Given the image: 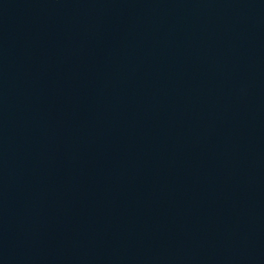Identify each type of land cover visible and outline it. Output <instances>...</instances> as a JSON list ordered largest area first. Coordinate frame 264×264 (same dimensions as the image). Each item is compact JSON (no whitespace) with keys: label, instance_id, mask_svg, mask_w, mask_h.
<instances>
[{"label":"water","instance_id":"1","mask_svg":"<svg viewBox=\"0 0 264 264\" xmlns=\"http://www.w3.org/2000/svg\"><path fill=\"white\" fill-rule=\"evenodd\" d=\"M0 264H264V0H0Z\"/></svg>","mask_w":264,"mask_h":264}]
</instances>
